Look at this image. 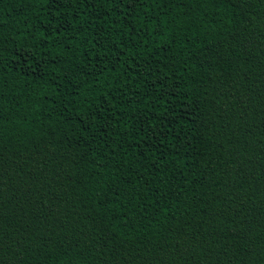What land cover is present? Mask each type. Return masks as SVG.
<instances>
[{"label":"trees","instance_id":"trees-1","mask_svg":"<svg viewBox=\"0 0 264 264\" xmlns=\"http://www.w3.org/2000/svg\"><path fill=\"white\" fill-rule=\"evenodd\" d=\"M0 264H264V0H0Z\"/></svg>","mask_w":264,"mask_h":264}]
</instances>
